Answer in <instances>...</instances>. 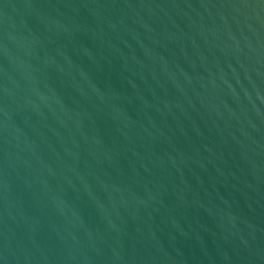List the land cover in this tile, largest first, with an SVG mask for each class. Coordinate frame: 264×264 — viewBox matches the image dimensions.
Listing matches in <instances>:
<instances>
[{
  "label": "water",
  "instance_id": "obj_1",
  "mask_svg": "<svg viewBox=\"0 0 264 264\" xmlns=\"http://www.w3.org/2000/svg\"><path fill=\"white\" fill-rule=\"evenodd\" d=\"M0 264H264V0H0Z\"/></svg>",
  "mask_w": 264,
  "mask_h": 264
}]
</instances>
